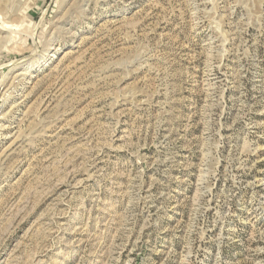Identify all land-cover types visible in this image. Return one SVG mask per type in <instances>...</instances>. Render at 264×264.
<instances>
[{
  "label": "rangeland",
  "instance_id": "rangeland-1",
  "mask_svg": "<svg viewBox=\"0 0 264 264\" xmlns=\"http://www.w3.org/2000/svg\"><path fill=\"white\" fill-rule=\"evenodd\" d=\"M0 264H264V0H0Z\"/></svg>",
  "mask_w": 264,
  "mask_h": 264
}]
</instances>
